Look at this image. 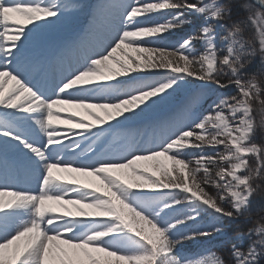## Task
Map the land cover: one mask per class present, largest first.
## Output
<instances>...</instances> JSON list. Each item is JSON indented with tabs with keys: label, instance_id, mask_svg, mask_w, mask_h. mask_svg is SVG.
I'll return each mask as SVG.
<instances>
[{
	"label": "snow or ice",
	"instance_id": "obj_1",
	"mask_svg": "<svg viewBox=\"0 0 264 264\" xmlns=\"http://www.w3.org/2000/svg\"><path fill=\"white\" fill-rule=\"evenodd\" d=\"M234 3L130 0L107 48L49 89L33 78L23 49L34 30L73 5L0 0V156L17 154L38 184L35 190L19 188L9 183L16 177L7 167L0 172V264H264V223L237 233V240L248 237L249 243H232L230 262L215 253L200 259L179 254L184 242L223 233L225 219L250 214L259 188L253 181L264 178V144L253 140L252 115L253 102L264 105V87L256 73L245 71L257 54L264 65V11L240 0L247 17L220 23L231 17ZM258 3L264 9V0ZM162 11L173 14L149 22ZM186 12L203 17L199 30L174 47L156 44L192 23ZM248 22L258 49L243 36ZM150 71L164 75L147 80ZM185 77L236 92L217 95L202 113L192 108L199 99L194 96L180 115L145 131L148 141L124 127L175 92ZM64 104L92 120L57 107ZM109 138L126 142L105 147ZM142 161L153 162L160 175ZM74 173L98 176L105 190L81 183ZM188 225L195 227L180 230Z\"/></svg>",
	"mask_w": 264,
	"mask_h": 264
},
{
	"label": "rangeland",
	"instance_id": "obj_2",
	"mask_svg": "<svg viewBox=\"0 0 264 264\" xmlns=\"http://www.w3.org/2000/svg\"><path fill=\"white\" fill-rule=\"evenodd\" d=\"M236 1L238 0H235V3ZM129 2L130 0H70V3L73 5V7L70 8L69 10H66L60 19L55 20L51 24H47L39 29L34 30L32 33V39L25 45L23 49L22 59L24 62L27 60H34L35 62L39 61L40 64H44L43 70L38 69L37 71H32L33 78L36 79V77L40 73L43 72V75L48 80L46 85H49L48 82H50V83H53V86H54L55 83H57L61 79V77H59L60 76L59 72L60 70H64V67H72L73 65H76V67H78V65L83 63V61L85 60V57L92 56L97 52L104 51L107 48L108 44L110 43L111 38L115 35L116 30L121 26L122 17L120 16V13L121 11H123L124 6ZM149 2H151V0H149ZM237 4L239 5V3ZM101 5H103V7H101ZM239 9L243 13L242 15H244V17L241 19L246 18L248 13L241 8ZM255 10H259V9L255 7ZM172 14L173 12H165V11H162L161 13H158V14H153L149 22L163 20L165 16H170ZM111 15H113L114 17ZM185 15L189 16L192 19V23L186 24L183 27L177 28L176 30L167 34L164 40L156 41V44L161 45V46L167 45L169 47H174L177 45V43L182 38L188 36L192 32L198 31L201 24L204 23L203 17H197L196 15L192 13H187V12L185 13ZM212 23H215V22H212ZM220 23L227 24L224 20H222ZM108 25H110L111 27ZM216 31L218 34L217 35V45L220 46L222 44V41L219 39V35L221 34V29L217 26ZM244 32L246 33V35L248 34V36H250L249 37L250 40L253 42L255 47L258 49L259 48V37L256 34L255 27L254 25L251 24V22H248L247 26L244 29ZM244 32H243V36L245 38ZM45 38H52V39H49V42H51L50 45L54 46L53 48H55L56 46H59V42L60 44L61 43L64 44L66 41V47L69 48V50L64 48L63 45H60L61 55L60 57H58L59 59L55 58L53 54L49 56V58H45L44 56L45 54L43 53L44 47L41 49V51L38 52V48L42 45L37 46V44H41V42L43 43V40ZM59 39H61V41H59ZM75 43H81L85 50H86V47H89L87 48L88 51H84V54H80V53L73 54L70 48H75L76 47ZM195 47L198 50L201 49V45L199 44V42L196 43ZM119 54L121 53H118V55ZM53 59H55L56 62L58 60L59 61L62 60V62H64L65 64L62 62L58 63L59 69H58V66L57 67L55 66L53 71H49V69H47L48 60L52 61ZM74 59H77V60H74ZM79 60L80 61L82 60V62H79ZM251 61L258 65H261V67L264 68V65L261 64V59H260L259 54L253 57ZM76 62L79 64H77ZM51 73H53L54 75H52ZM135 74L136 73H132V75H135ZM162 75H164V73L162 72L150 71L145 74L144 78L147 80H156V79H160ZM40 83L43 85L42 81ZM235 92H236V88L234 86H229L228 88H224V89H217L212 84L204 85L198 80L185 77V79H183L180 82V87L177 88L175 92H172L171 95L168 96L165 100L159 102L156 105H153L151 108H149L144 113H142L139 117L133 118L132 120L126 122L124 127L139 131L141 136L137 138L138 139L143 138L144 141H148L150 139V135L143 136V133L145 131H148L149 133H151L152 128L158 125L164 124L161 121L162 118H164L163 121L168 122L172 120L174 117L180 115L183 108L188 104V102L194 96L198 95L199 99L197 102L192 104V108L194 109L196 113H202L204 112L205 109L208 108V105L211 103L212 99H214L217 95L219 94L231 95V94H234ZM57 107L67 109L69 112L76 113L79 117H83L86 120H92V117L88 116L87 113L83 109L76 108L73 105L64 104V105H59ZM165 107L166 109H163ZM163 110H164V113H162ZM157 114H158L157 117L159 118V120L158 118L157 119L154 118ZM142 120L146 121L145 124L141 122ZM57 123H59V121H57ZM93 123H95V121H93ZM124 142L126 141L119 140L118 138L117 142H115L114 144L113 139L109 138V141L105 144V147H109V146L119 147L120 144ZM219 150L222 151L223 150L222 147ZM206 151L211 152L212 150L206 149ZM10 153H8L7 155H9ZM11 157L17 163V168L13 171H15L17 176H19L20 187L35 190L38 184L32 172L24 165L23 161L18 157L17 154L16 155L12 154ZM159 159L164 160L163 157ZM0 161H4V163L0 164V172L6 167V165H8V169H10L9 171H12L11 165L8 163H5V157L1 156ZM164 162L168 165L169 168L171 167L170 161H164ZM139 163L144 165L147 168V171H149L150 173L154 172L157 176L160 175V172L157 169L153 168L152 166L153 162L142 161ZM249 163L254 167L255 158L249 157ZM173 174L176 175L177 173L174 172ZM73 175L81 183L89 184L92 187H98L102 191L105 190L103 183L98 176H92V175L84 174V173H74ZM200 175L202 176L203 174L201 173ZM125 178H129V177H125ZM11 181H9V183ZM24 184H26L25 187H23ZM254 184H255V180L253 181V185ZM207 191L215 194L216 189L214 187H208ZM225 206L229 207L230 204L228 202H225ZM68 207L75 210L72 205H69ZM58 211L63 212L64 209L58 208ZM206 222L212 223L213 221L211 219H208ZM233 222L234 221H228L227 219L223 221L225 225V231L223 233L213 234L212 236L208 238H199L195 241L184 242V244L180 246L179 248V254L183 257H188L191 259H200L202 257H210L212 253H215L216 255H218L216 250L218 249L217 247L220 244H226L227 246L226 248L229 249V253H230V245L234 242L237 243L240 247H246L249 243L248 237H244L241 242L236 239L237 233L230 235V232L228 230L233 232V229H232ZM255 226L256 225H254L253 223L250 228L255 227ZM191 227H195V226L188 225L187 227L182 228L180 230L187 231L188 228H191ZM252 239H256V237L253 236Z\"/></svg>",
	"mask_w": 264,
	"mask_h": 264
},
{
	"label": "trees",
	"instance_id": "obj_3",
	"mask_svg": "<svg viewBox=\"0 0 264 264\" xmlns=\"http://www.w3.org/2000/svg\"><path fill=\"white\" fill-rule=\"evenodd\" d=\"M249 4H253L256 8H258L261 11H264L260 9V7L255 4L252 0H246ZM237 3H240V0L236 1V3L233 4V12L231 17H225L224 21L227 23V25H231L233 21L240 20L244 17L242 15L243 13L240 11V7ZM237 5V6H236ZM245 39L250 40V36L244 32ZM255 61V60H254ZM256 62V61H255ZM262 70L264 68L261 67V65H258L251 61L245 69L246 73L252 74L256 73L257 80L260 81L261 86L264 87V74H262ZM247 78V77H245ZM222 80H227V76L221 77ZM264 98V97H262ZM255 123H256V131L253 136V140L256 143L264 144V105H260L259 103L253 102V113H252ZM256 185H259V188L257 191L253 194L250 201V214L246 213L245 216L240 217L237 220H233L232 223V229L233 232L228 230L230 232V235L240 233L243 231H246L251 227V225L254 223V225H257L259 223H264V178L262 179H256L254 187ZM248 217V218H246ZM226 244H220L216 250L217 254L220 255L222 259L225 261H231L229 249L226 248Z\"/></svg>",
	"mask_w": 264,
	"mask_h": 264
},
{
	"label": "bare ground",
	"instance_id": "obj_4",
	"mask_svg": "<svg viewBox=\"0 0 264 264\" xmlns=\"http://www.w3.org/2000/svg\"><path fill=\"white\" fill-rule=\"evenodd\" d=\"M117 3V2H116ZM114 14V13H113ZM119 14V13H118ZM111 16H113V15H111ZM108 17V16H107ZM114 17V16H113ZM117 17V16H116ZM119 17V16H118ZM121 18V17H120ZM109 19V18H108ZM119 19V18H118ZM106 20V19H105ZM104 20V21H105ZM120 20V19H119ZM106 23H107V21H106ZM115 23V22H114ZM105 24V23H104ZM112 25V24H111ZM43 26H45V25H43ZM42 26V27H43ZM107 26V25H106ZM108 26H110V25H108ZM111 27V26H110ZM114 27V26H113ZM104 30V29H103ZM93 33V32H92ZM99 34V33H98ZM83 36V35H82ZM59 37V36H58ZM57 37V38H58ZM49 39H52V38H45L44 40H43V43L41 42V44H37V46L38 45H42V46H40L39 48H38V52L39 51H41V49L44 47V50H43V53L45 54L44 56H45V58H49V56H51L52 54H53V56L55 57V58H58V57H60V45H63V47L64 48H66L67 50H69V48H67L66 47V41H65V43L63 44V43H61L60 44V42H59V46H56L55 48H53L54 46H52V45H50V43L51 42H49ZM58 40V39H57ZM59 41H61V39H59ZM95 41V40H94ZM58 42V41H57ZM62 42H64V41H62ZM89 43V42H88ZM93 43V42H92ZM95 43V42H94ZM68 44V43H67ZM96 44V43H95ZM44 45V46H43ZM98 45V44H97ZM75 48H70V50L73 52V54H77V53H80V54H84V51H88V49L87 48H89V47H86V50L84 49V47H83V45L81 44V43H75ZM86 46H87V44H86ZM93 46V45H92ZM96 46V45H95ZM33 47V46H32ZM63 49V48H62ZM66 51V50H65ZM92 53V52H91ZM72 54V55H73ZM89 55V54H88ZM79 56V55H78ZM77 56V57H78ZM87 56V55H86ZM73 57V56H72ZM80 57V56H79ZM86 58V57H85ZM59 59V58H58ZM57 59V60H58ZM82 59H84V58H82ZM72 60V59H71ZM74 60H77V59H74ZM62 62V60L61 61H57L56 62V60L55 59H53L52 61L51 60H48V66H47V69H49V71H53V69H54V67L56 66H58V69H59V64L58 63H61ZM79 62H82V60L80 61L79 60ZM84 62V61H83ZM62 63H64V62H62ZM77 63V62H76ZM25 64L26 65H28L31 69H32V71H37L38 69L39 70H43V68H44V64H40L39 63V61L37 62H35L34 60H27V61H25ZM46 64V63H45ZM65 64V63H64ZM73 64V63H72ZM77 64H79V63H77ZM71 65V64H70ZM79 66V65H78ZM76 67V65H73L72 67H64V70H60V76L59 77H62V75L63 74H65L68 70H70V69H74ZM52 75H54L53 73H51ZM35 76H36V74H35ZM35 80H37V81H39V82H43V85L44 86H46L47 88H49V89H51V88H53L54 86H53V83H50V82H48L49 83V85H46L47 84V78L43 75V72L42 73H40L37 77H36V79ZM49 86V87H48ZM167 106V105H166ZM169 108V107H168ZM163 109H166V107L165 108H163ZM162 113H164V110L162 111ZM162 113H161V115H162ZM161 115H160V117H161ZM158 116V114L154 117V118H158L157 117ZM145 120H147V119H145ZM145 120H142L141 122H143L144 124H145ZM158 120H159V118H158ZM164 120V118H162V122L163 123H166L167 121H163ZM149 121V120H148ZM149 139V138H148ZM14 155L15 153H10L9 155H7L6 157H5V163H8V164H10L11 165V167H12V171H10L12 174H14V176L16 177V179H14V180H12L10 183H12V184H14L16 187H19V188H21L20 187V181H19V176H17V174H16V172L15 171H13V170H15L16 168H17V163L15 162V160H13L12 159V157H11V155ZM16 155V154H15ZM0 159H1V156H0ZM9 165V166H10ZM21 165V164H20ZM4 167V166H3ZM6 167H7V169H8V165H6ZM1 170H2V168H1ZM4 170V169H3ZM2 170V171H3ZM8 170H10V169H8ZM1 171V172H2ZM17 178H18V180H17ZM26 186V184H24L23 185V187H25Z\"/></svg>",
	"mask_w": 264,
	"mask_h": 264
},
{
	"label": "water",
	"instance_id": "obj_5",
	"mask_svg": "<svg viewBox=\"0 0 264 264\" xmlns=\"http://www.w3.org/2000/svg\"><path fill=\"white\" fill-rule=\"evenodd\" d=\"M255 3L257 4V5H259V3H258V0L257 1H255ZM260 6V5H259Z\"/></svg>",
	"mask_w": 264,
	"mask_h": 264
}]
</instances>
